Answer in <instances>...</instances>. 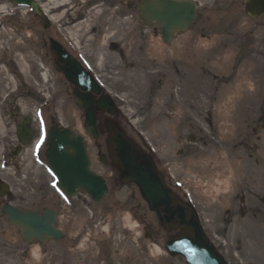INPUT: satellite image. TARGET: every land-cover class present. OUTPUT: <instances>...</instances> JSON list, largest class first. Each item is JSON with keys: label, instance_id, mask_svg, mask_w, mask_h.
Instances as JSON below:
<instances>
[{"label": "rangeland", "instance_id": "obj_1", "mask_svg": "<svg viewBox=\"0 0 264 264\" xmlns=\"http://www.w3.org/2000/svg\"><path fill=\"white\" fill-rule=\"evenodd\" d=\"M44 1L52 8L72 0ZM198 1L202 19L189 32H195L200 24L208 21L209 36L204 52L207 62L201 63L206 68L191 63L187 66L188 77L183 88L175 75L165 82L166 87L155 90L154 96L150 72L111 69L109 65L113 61L108 63L106 56L107 61H101L93 40L86 42L85 38L77 36L80 32L75 29H70V33L62 29L61 22L67 23L71 15H56L52 20L53 30L46 33L24 9L12 12L19 13L20 18H4L0 13V107L8 116L6 104L10 102L15 81H21L22 92L14 99L11 112L18 111L20 118H29L35 132L28 146L21 148L11 170L7 174L0 173L12 187L11 201L15 207L23 211L51 209L59 212L58 228L65 233L60 245L50 241L40 247L33 243L31 248L21 239L19 231L0 217V264H73L68 256L56 261L55 251L72 247L68 243L77 240L71 238L77 233L82 239L84 236L87 239L88 233L95 236V240H108L106 246L112 250L111 259L121 256L126 261L124 264H185L179 258L171 259L163 249L157 252L153 241L146 236L134 213L157 230L160 225L155 214L138 195L132 197L133 187L115 188L118 174L101 164L96 142L86 136L83 114L74 106L65 86L59 101L46 110L48 122L53 121L52 125L58 122L86 137L91 169L111 180V194L104 199L103 206L93 203L88 196L78 195L71 207L63 203L48 173L45 149H40L38 157H33L32 144L38 128L35 109L46 99L40 91L43 85L55 81L51 79L53 72L46 71L49 78L46 82L42 78L43 71L39 70L38 61L42 53L45 54L42 37L55 36V33L65 34L71 45L77 38L87 44L85 50L91 58L97 56V74L119 106L123 127L138 144H146L155 152L161 169L169 172V180H173L172 185L180 196L195 206L211 236L222 229L225 210L236 194H264V14L251 18L247 14L248 0ZM7 2L9 0H0V5ZM248 44L252 45L248 48L254 54L244 55L249 52ZM237 53L241 56H236ZM108 56L113 54L108 52ZM204 82L208 95L200 96L196 90ZM216 84L218 100L213 104L209 97L211 86L215 88ZM169 96H173L171 101H168ZM8 120L6 118V122ZM185 147L193 149H185L179 155ZM131 211L134 213L130 214ZM164 232L159 240L165 243L168 235ZM27 247L29 251L31 248L29 261L23 256ZM119 248L126 250L128 256L123 252L120 256L116 254Z\"/></svg>", "mask_w": 264, "mask_h": 264}, {"label": "flooded vegetation", "instance_id": "obj_2", "mask_svg": "<svg viewBox=\"0 0 264 264\" xmlns=\"http://www.w3.org/2000/svg\"><path fill=\"white\" fill-rule=\"evenodd\" d=\"M199 3L198 0H195ZM143 0H72L70 3H60L52 8L44 0H39V5L47 18L51 21L54 17H57L59 13L62 15L69 14L71 18L68 21L61 22L60 27L65 29L67 33H70V29L79 31L77 36L83 37L88 40H93L92 45L97 49V54L101 55V61L104 60L112 65H109L111 69L116 71H141L144 73L150 72L152 74L151 79L153 81V96L155 90L166 87L167 81L172 79L175 75V79H178L182 88L183 82L187 80V66L191 63L196 66H201V63H206L207 58L204 55L206 48V41L209 34L207 33L206 21L200 24L199 29L195 32H175L171 34L169 41L166 42L162 27L157 22L152 20L150 25H147L142 17L141 4ZM82 4V5H81ZM65 7H67L65 9ZM4 15L7 17H19V15L12 13L16 9L10 4L0 6ZM11 11V12H10ZM27 15V11H26ZM31 19L39 23V26L44 29L46 33L53 30L52 24H46L39 16L31 14ZM202 17L199 19V21ZM60 21V20H59ZM199 21L194 23L190 27L199 24ZM27 22V18H26ZM32 25V24H31ZM27 29V28H26ZM65 34L55 33V36L48 35L42 37L44 53L38 61L42 75L46 76V81H49L48 73L53 72L51 79L55 78L49 85H43L40 92L46 97L41 106L44 110L53 108L59 101V97L63 95L64 86L66 87V93L69 98L76 105V98L74 92L75 86L70 84L65 78V70L70 67V64L65 59L58 57L51 48V41H56L69 55V57L82 69L87 72L98 73V59L91 58L86 53L85 46L80 40L76 38L77 42L73 45L68 43ZM203 41V43H201ZM247 42V41H246ZM76 47V48H75ZM248 54H254L248 47H252L248 44ZM113 54L112 57L108 56V52ZM227 50L225 49L224 52ZM240 53L236 54L239 56ZM107 59H106V57ZM241 56V55H240ZM238 58V57H237ZM150 60V61H149ZM100 62V61H99ZM27 65V62H26ZM201 68H206L201 66ZM185 69V70H184ZM48 70V71H47ZM48 73H47V72ZM104 83V82H103ZM25 85V82H24ZM23 83L21 81H15V86L12 90V94L9 96L10 102L6 104L9 108L8 116L0 107V171L7 174L11 170V166H14L16 158L21 152V148L24 147V143L27 142V134L19 137L18 132L21 123L26 121L25 127H27V118L19 117L20 113L16 111L12 114V103L15 104L14 99L21 95ZM174 87H177L174 85ZM199 88V87H197ZM211 96L209 100L211 103H215L218 100V86L215 88L211 86ZM184 89H188L185 87ZM201 96L203 93L208 95L207 85L204 82L203 86L196 90ZM83 94H90L84 92ZM104 94V92L102 93ZM173 97V96H172ZM169 96V100H172ZM100 97L95 96L94 100L98 101ZM186 99V97H182ZM9 117V118H8ZM6 118L9 119L6 122ZM98 130H99V144H97V152L99 159L104 162V165L109 170H117V153L114 147L111 146V133L108 123H113L118 128L125 131L127 136L132 139L128 131L121 126L122 117L120 111L116 110L112 116L106 111L97 113ZM51 123V122H50ZM58 122H55V124ZM53 121L50 125L52 128ZM2 129V133H1ZM15 139V140H14ZM183 145L182 141H179ZM142 151L149 153L147 146L139 145ZM185 149H193L189 147L181 148L180 154L185 152ZM1 154H3L1 156ZM154 164L157 170L160 169V161L153 155ZM162 172V171H161ZM163 173L165 182L168 188H174L171 182L167 180L166 175ZM0 173V186L2 183L7 184L9 189L11 185L4 179ZM109 185V194H111L112 186L110 181L107 180ZM116 181L117 190L121 186L120 180ZM4 189V186H2ZM2 190V189H0ZM176 193V192H175ZM139 196L137 190L132 194V197ZM9 197H2L0 193V217L5 218L2 214L1 208L6 204L13 205ZM141 207V206H140ZM134 213V211H132ZM136 215V213H134ZM137 217V215H136ZM138 222L142 225L146 235L157 245L163 246L164 241L159 240L162 231H165L168 235L167 241H171L176 237L182 235L181 230H175L172 226H165L159 224V228L152 229L151 224H147L142 218L137 217ZM6 222H8L6 220ZM222 229L212 235L209 233L208 226L202 223V228L205 233V238L216 253H218L227 264H264V194H236L232 201L229 203V208L225 210L224 218L222 219ZM151 229V230H150ZM89 235V234H88ZM65 236L61 237V240L57 242L58 245L64 242ZM108 240H93L85 241L77 237L76 241H72V247H64L62 250L55 251L57 260L60 257L61 261L64 258L70 257L73 264H89L92 260L93 264H124L126 261L121 259V252L127 256V251L119 248L115 250L120 257L112 258L113 253L111 248H108ZM166 241V242H167ZM63 245V244H61ZM31 247L30 245H27ZM27 247V259L30 251ZM68 249V250H66ZM70 251V253H68ZM62 253V254H61ZM67 255H66V254ZM123 255V254H122ZM68 256V257H67ZM126 258V257H125ZM173 260L181 259L185 263V260L181 257H170Z\"/></svg>", "mask_w": 264, "mask_h": 264}, {"label": "water", "instance_id": "obj_3", "mask_svg": "<svg viewBox=\"0 0 264 264\" xmlns=\"http://www.w3.org/2000/svg\"><path fill=\"white\" fill-rule=\"evenodd\" d=\"M13 1L18 5H31L37 12L33 0ZM248 4L247 12L251 17L257 18L264 13V0H249ZM141 8L145 22L153 19L162 25L166 41L173 32L185 31L196 15V6L193 2L144 0ZM54 49L59 50V47L54 46ZM67 75H70V78L67 76L68 79L80 89L100 93L84 71L72 69ZM76 96L79 97V107L87 111L86 131L96 139L98 137L96 111L106 109L113 112L114 106L105 97H101L99 102L95 103L89 94L76 93ZM112 132L115 134L112 144L118 152L122 182L138 185L143 198L150 209L156 211L160 221L167 225L173 224L175 229L182 228L185 233L177 243H168V249L175 255L184 256L188 264H224L203 241V234L195 214L189 207L178 202L166 189L162 176L155 171L151 158L138 150L120 130L112 128ZM20 133L24 135L26 131L21 128ZM31 136L32 134L27 131V141ZM48 146L47 161L62 191L68 197L82 191L89 194L95 202H101L107 194V186L103 178L90 171L84 139L69 130L61 132L53 129L49 135ZM2 213L20 231L25 242L39 241L44 244L51 238L59 240L61 237L55 228L57 215L51 210L39 214L38 211L22 212L15 207L5 205Z\"/></svg>", "mask_w": 264, "mask_h": 264}, {"label": "bare ground", "instance_id": "obj_4", "mask_svg": "<svg viewBox=\"0 0 264 264\" xmlns=\"http://www.w3.org/2000/svg\"><path fill=\"white\" fill-rule=\"evenodd\" d=\"M53 1H56V0H53ZM5 79H8V78H5ZM1 127V126H0ZM61 219V218H60ZM151 230V229H150ZM166 245V244H165ZM155 248L157 249V252L159 251L160 252V250L161 249H159V247L157 246V245H155ZM36 254V253H35Z\"/></svg>", "mask_w": 264, "mask_h": 264}]
</instances>
